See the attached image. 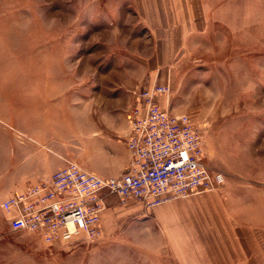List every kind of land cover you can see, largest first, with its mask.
<instances>
[{
  "label": "rangeland",
  "instance_id": "374dc122",
  "mask_svg": "<svg viewBox=\"0 0 264 264\" xmlns=\"http://www.w3.org/2000/svg\"><path fill=\"white\" fill-rule=\"evenodd\" d=\"M130 3L0 0V264H179L152 225L120 221L99 242L49 246L12 231L1 209L53 174L37 165L117 168L93 157L106 150L91 133L114 135L127 94L133 103L155 83L170 88L163 106L190 117L206 166L224 177L203 195L216 203L208 240L221 242L209 250L220 264H264V0H201L204 27L167 60Z\"/></svg>",
  "mask_w": 264,
  "mask_h": 264
},
{
  "label": "built area",
  "instance_id": "2783aa9c",
  "mask_svg": "<svg viewBox=\"0 0 264 264\" xmlns=\"http://www.w3.org/2000/svg\"><path fill=\"white\" fill-rule=\"evenodd\" d=\"M170 88L157 83L133 91L125 144L131 161L115 177H101L69 162L27 188L6 197L1 209L14 232L37 235L43 243L105 238L102 213L109 199H131L150 209L216 191L224 182L205 164L202 135L189 116L162 106Z\"/></svg>",
  "mask_w": 264,
  "mask_h": 264
},
{
  "label": "crops",
  "instance_id": "0c3cea01",
  "mask_svg": "<svg viewBox=\"0 0 264 264\" xmlns=\"http://www.w3.org/2000/svg\"><path fill=\"white\" fill-rule=\"evenodd\" d=\"M130 7L137 21L152 31L156 45L161 46L157 53L160 60H167L169 55L174 56L197 30L204 27V7L201 0H131ZM132 106V99L127 94V105L124 103L122 107L116 108L115 111L120 112L119 115L110 119L114 135H110L111 132L105 135L95 131L91 133L92 138L102 136L99 146L106 150L103 154L93 153V157L98 155L96 158L99 157V160H112L117 168L104 171L93 164L88 167V171L101 177H115L128 170L131 156L125 144L130 131L126 112L128 113ZM62 165L63 163L58 161L51 163L47 169V165L40 164L36 166L35 172L54 173ZM6 179L8 182L7 177ZM17 183L19 184L18 179L11 184ZM209 193L211 192L174 200L150 209L133 199L121 206L108 201L110 207H107L101 216L105 237L114 233L120 221L152 225L157 235L171 247V252L179 264H220V250L210 251L208 248L209 244H221L219 240H208L212 235L208 234L207 230L213 222L208 218L209 213H215L216 210L215 201L209 196L203 197Z\"/></svg>",
  "mask_w": 264,
  "mask_h": 264
}]
</instances>
